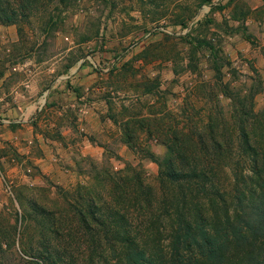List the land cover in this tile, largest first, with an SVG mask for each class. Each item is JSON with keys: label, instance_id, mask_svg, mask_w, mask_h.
I'll list each match as a JSON object with an SVG mask.
<instances>
[{"label": "rangeland", "instance_id": "1", "mask_svg": "<svg viewBox=\"0 0 264 264\" xmlns=\"http://www.w3.org/2000/svg\"><path fill=\"white\" fill-rule=\"evenodd\" d=\"M244 124L264 139V0H0V264H35L42 242L88 264L92 202L146 238L174 134L241 160Z\"/></svg>", "mask_w": 264, "mask_h": 264}, {"label": "trees", "instance_id": "2", "mask_svg": "<svg viewBox=\"0 0 264 264\" xmlns=\"http://www.w3.org/2000/svg\"><path fill=\"white\" fill-rule=\"evenodd\" d=\"M12 17L6 14L5 22ZM237 137L241 160L226 159L231 144L214 134L207 142L200 140L195 152H188L174 134L158 171L159 185L166 191L160 201L166 218L148 222L153 231L146 238L119 208L104 211L92 202L88 212L77 209L79 225L90 235L87 263L105 262L98 251L104 248L119 249L118 264H264V139L252 143L246 124ZM139 187L149 188L143 183ZM198 192L205 201L196 196ZM151 203L146 197L141 207ZM33 211L51 214L37 204ZM46 246L42 242L31 248L36 252L31 263L74 264Z\"/></svg>", "mask_w": 264, "mask_h": 264}]
</instances>
